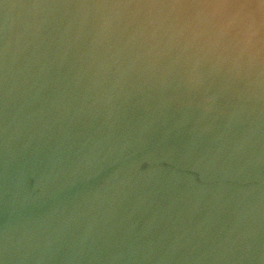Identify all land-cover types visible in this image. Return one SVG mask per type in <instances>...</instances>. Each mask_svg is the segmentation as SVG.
<instances>
[{"label": "water", "instance_id": "obj_1", "mask_svg": "<svg viewBox=\"0 0 264 264\" xmlns=\"http://www.w3.org/2000/svg\"><path fill=\"white\" fill-rule=\"evenodd\" d=\"M0 264H264V0H0Z\"/></svg>", "mask_w": 264, "mask_h": 264}]
</instances>
